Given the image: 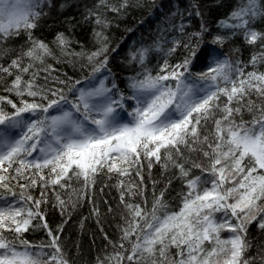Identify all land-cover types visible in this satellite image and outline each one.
<instances>
[{"label":"snow or ice","instance_id":"snow-or-ice-1","mask_svg":"<svg viewBox=\"0 0 264 264\" xmlns=\"http://www.w3.org/2000/svg\"><path fill=\"white\" fill-rule=\"evenodd\" d=\"M45 3L0 0V56L8 51L4 43L21 31L28 32L31 41L10 64L0 63L4 91L20 98L17 104L0 96V264H69L60 237L41 212L48 187L67 189L68 181L76 177L87 188L105 171L130 177L133 169L143 184L145 160L149 170L154 162L169 161L187 191L180 194L178 211L170 210L164 192L154 197L149 210L146 198L144 205L125 201V195H137L140 185L121 180V203L129 218L114 255L106 258L108 264H139L146 257L150 264H250L244 258L250 247L247 225L256 221L264 229V71L257 68L264 65V51L251 57L248 65L253 70L245 71L248 65L241 61L233 64L215 49L201 46L207 32L201 25L183 44L189 54L182 61L165 60L156 75L137 73L129 79L131 91L125 96L114 80L106 83L110 57L102 31L95 33L100 47L90 53L70 52L68 37L58 33L55 43L62 54L77 57L82 67L86 59L90 84L77 88L81 81L69 77L45 88L36 83L39 70L33 69L54 54L31 33L46 14ZM261 3L239 0L222 25L232 30L231 35H242L249 45L259 41L264 49V33L252 26L264 17ZM100 5L120 13L129 0H120L119 6L100 0ZM90 15L97 25L108 26L100 13ZM177 30L187 34L183 24ZM224 39L215 36L213 43ZM172 43L167 54L175 52L181 41ZM155 49L160 50L158 42ZM152 50L151 46L130 50L129 61L143 67ZM197 65L201 71H193ZM7 77L13 78L7 81ZM253 95L259 104L251 99ZM127 101L134 102L130 111ZM121 111H127L128 119ZM245 111L251 113V120L244 118ZM209 121L214 131L205 135ZM186 151L195 155L186 156ZM35 187L42 189L39 199L31 194ZM57 202L63 212L67 202L59 195ZM37 218L42 225L33 223ZM41 226L47 230L48 243L33 244L25 238V233ZM222 231L232 235L222 239ZM171 248L176 249L177 259L169 258Z\"/></svg>","mask_w":264,"mask_h":264},{"label":"trees","instance_id":"trees-1","mask_svg":"<svg viewBox=\"0 0 264 264\" xmlns=\"http://www.w3.org/2000/svg\"><path fill=\"white\" fill-rule=\"evenodd\" d=\"M239 0H129L126 9L120 13L108 10L107 7L100 5V0H46L44 12L46 13L37 22L38 26L31 30L35 40L44 41L53 51V56L45 59V64H36L35 70H39L36 83L39 86L48 88L56 86L57 80L72 78V81L79 80L81 83L77 88H87L90 66H87L86 59L81 61L75 56L64 55L55 43L58 33H64L70 41L69 51L79 53L81 51L90 53L100 47L95 33L102 31L107 40L104 41L109 47L110 69L109 85L112 80L119 86L120 90L127 96L130 94L128 81L131 77L144 71L156 75L160 72L165 60L169 64H175L184 59L189 53L183 47L184 43L189 42L191 33L201 30V25L206 26L207 32L204 33L202 47L215 49L221 54L222 58H227L233 64L241 61L243 65H248L251 57L258 52L264 51L258 41L256 45H249L245 42L242 35H231V29L222 25L229 14L237 6ZM109 4L119 6L120 0H108ZM261 6L264 7V0ZM197 11L200 15H197ZM90 13H100L103 18L109 21L107 27H101L95 23V16ZM184 25L185 33L177 29ZM257 31L264 33V17H258L252 25ZM224 36L226 39L222 43H213V37ZM173 40H180L181 44L177 50L167 54L168 49L173 46ZM158 42L160 50L155 49ZM6 53L0 56V63L7 66L11 63L21 50H27L31 46L28 32L21 31L19 36H13L4 43ZM151 46L145 61V66L129 61V51L137 50L141 47ZM115 49V51H112ZM27 62V58H25ZM207 62L205 61V66ZM48 65L51 67L43 70ZM259 71H264V65L257 66ZM197 65L193 71H201ZM252 66L248 65L245 71H252ZM13 77H7L11 81ZM27 78V77H25ZM4 81H0V96H7L19 104V99L15 95L4 91ZM62 87V85H61ZM70 98L71 94H68ZM32 99V98H27ZM38 99V98H37ZM224 99V98H222ZM253 101L259 104L261 101L253 95ZM134 106L133 101L126 102L127 111ZM127 111H121V115L128 119ZM244 118L252 119L251 113L244 112ZM239 119V118H237ZM208 130L214 131V123L209 121L203 134ZM185 155H195L185 152ZM179 159L178 157H176ZM30 159V158H29ZM183 162V161H181ZM164 164L168 166L165 167ZM148 162L143 161L140 177L135 175L120 177L116 174H109L106 171L96 177L95 184L85 188L83 180L73 177L68 181L69 187L61 189L59 186L53 190L52 186L47 189V203L41 204V212L53 233L60 237L59 243L69 264H98L99 260L108 261L107 257L114 255L120 243L122 229L126 226L128 217L125 205L121 203L122 189L119 187L123 180L125 185L130 182L140 185L137 195L129 197L125 195V201H135L141 205L145 204L150 210L154 197L164 192V199L170 206V210L178 211L181 206L180 194L187 191L181 179L178 169L164 160L162 163H153L151 170L148 169ZM189 166L186 164V167ZM45 172L48 170L45 169ZM199 175V169L192 170ZM15 183V182H13ZM24 183V181H21ZM40 187L31 189L34 198H40ZM19 193V188L16 189ZM142 193V194H141ZM57 195L65 200L66 207L63 212L57 202ZM19 197L17 196L16 199ZM12 199V197H8ZM221 214H217L219 217ZM235 222V221H233ZM33 223L43 224L39 218ZM248 232L246 239L250 244L248 251L244 254L245 259L250 260V264H264V229H260L258 223L253 221L247 225ZM231 233L221 232V238L227 239ZM25 238L33 244L48 243L47 230L42 226L24 234ZM130 248V245L127 244ZM206 247H211L206 243ZM46 251H52L46 249ZM176 249L169 251L170 259H177ZM139 264H150V259H141Z\"/></svg>","mask_w":264,"mask_h":264},{"label":"rangeland","instance_id":"rangeland-1","mask_svg":"<svg viewBox=\"0 0 264 264\" xmlns=\"http://www.w3.org/2000/svg\"><path fill=\"white\" fill-rule=\"evenodd\" d=\"M89 84H90V83H88V84H85V85H88V86H89ZM231 235H232V234H230V235H229V237H230Z\"/></svg>","mask_w":264,"mask_h":264}]
</instances>
